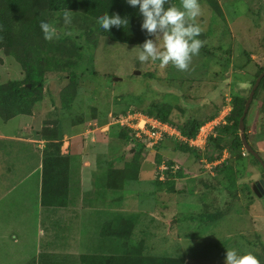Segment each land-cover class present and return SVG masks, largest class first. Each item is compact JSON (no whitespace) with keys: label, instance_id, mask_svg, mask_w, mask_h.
<instances>
[{"label":"rangeland","instance_id":"374dc122","mask_svg":"<svg viewBox=\"0 0 264 264\" xmlns=\"http://www.w3.org/2000/svg\"><path fill=\"white\" fill-rule=\"evenodd\" d=\"M199 2L201 15L195 22L202 29L198 38L203 46L186 71L171 64L161 67L159 61L141 63L137 59L139 49H134L138 45L129 44L132 36L126 39L128 43L117 42L97 34L90 27L91 21L82 16L65 24L61 13L55 12L48 16L56 32L54 39L35 37L36 47L26 55L20 48V57L0 49V87L17 84L22 93L32 98L27 114L18 115L22 117L9 123H2L0 117V135L9 137L0 139V214L10 216L11 221L4 224L7 228L9 224L12 228L19 225L18 231L7 237L0 235V264H37L34 252L38 232L47 227L54 233L56 248L45 257L74 255L77 260L68 263L66 258H59L49 262L44 258L40 264H171L172 260L177 264H224L225 248L232 242L224 243L229 234L233 240L238 234L242 238L241 244L239 240L233 248L241 253L252 252L260 263L264 262L260 260L264 258V205L247 189L264 179V173L261 164L241 146L239 130L213 134L210 143L208 139L202 145L208 150V163L224 159L222 164L208 167L197 151L183 157L177 149L183 144L178 141L168 140L156 148L136 145L125 131L128 126L123 128L118 122L123 118L125 125L135 124L150 113L158 117L157 107H162L167 122L179 130L194 121L212 123L224 116L228 123L225 125L234 127L238 108L246 104L264 66V0H216L221 13L207 0ZM170 3L179 6L180 0ZM13 14L17 17L13 19L22 20L25 13L16 6ZM23 23L32 27L28 19ZM26 85L32 91L25 92ZM35 113L32 122L29 117ZM245 123L248 142L264 161L263 88L255 96ZM92 134L95 138L104 136L111 148L89 153L93 167L105 165L111 151L115 156L113 165L120 168L114 177L123 182L126 191L117 196L107 193L109 175L104 168L105 184L95 187L97 198L92 191L86 196V210L80 220V224L85 223L80 225L75 214L70 215L72 207L82 206L76 200L79 194L74 181L81 157L72 153L67 204L55 207L53 219L46 225L45 220H40L34 185L38 177L34 175L26 181V176L43 162L47 142L61 138L62 154L67 155L68 147L69 153L74 150L69 143ZM74 135L79 137L70 142L69 137ZM11 138L30 139L34 144ZM173 155L177 160H172ZM161 167L166 170L161 171ZM162 175L164 181L160 180ZM173 180L175 190L169 192L167 184ZM232 181L236 186L228 187ZM120 196L128 199L123 214H112L107 205ZM249 211L261 221L260 231L251 236L247 232L244 239L246 231L241 229L250 224L243 215ZM196 212L214 213L215 223L224 218L217 223L222 232L213 231L212 225L205 226L204 222L196 227L198 218H190ZM119 218L120 229L127 225L128 230L125 236H115L120 241L117 249L112 239H104L103 235L110 230L108 235L114 237V224ZM198 239L206 240L209 246L197 244ZM17 240L12 247L11 241ZM77 246L81 248L77 250ZM66 247H75L76 253L64 255ZM123 257L130 261H118Z\"/></svg>","mask_w":264,"mask_h":264},{"label":"trees","instance_id":"16d2710c","mask_svg":"<svg viewBox=\"0 0 264 264\" xmlns=\"http://www.w3.org/2000/svg\"><path fill=\"white\" fill-rule=\"evenodd\" d=\"M207 1L216 12L221 13L220 6L216 0ZM16 6H19L26 14H23L22 20L13 19L17 18L13 14ZM67 10L73 13V15H71L72 19L82 16L85 19L90 20V27L94 28L97 34H105L117 42L128 43L127 40H129L130 36H132L129 44L131 43L132 45H141L146 38H149L147 33L141 30L140 25L142 16L138 11V7H131L126 3V0H0V49H5L7 53L18 57H20V54L17 51L21 52L20 48L24 49L25 55L26 53H31L32 47H36L35 37L44 38V35L39 28L40 22H48V16L51 12L61 13L60 15L63 17V13ZM105 12H108L110 15L118 14L121 18L127 19L128 23L124 24L123 27L113 26L109 32H106L100 28L99 23L97 22V17L104 14ZM78 14L80 16H76ZM27 19L29 20V24L32 25L31 28L23 23V21L26 22ZM134 36H137V38L133 42ZM263 71L264 66L259 70L257 78ZM39 82V84H42V80ZM260 88L264 89V78L262 79L260 86L256 91V95ZM24 90L25 92L32 91L28 85H26ZM27 95L28 93H22V90L17 84H11L9 87H0V117L2 119V123L9 122L15 118V116L27 114L26 108H29V104L32 103V98L28 97ZM234 100L236 103L239 102L238 98H235ZM67 107L71 108V105H68ZM157 108V112L160 113L158 117L152 116L151 113L147 116L155 117L164 123H168L167 119L165 118V111L162 109V107ZM244 108L245 105L243 104H241V106L238 108V114L235 115L234 127H227L228 125L218 127L215 129L214 134H223V132L233 130L234 128L239 130V121L243 115ZM15 110L19 111L13 114ZM205 124H207V122H191L189 125L185 126L183 130L180 129L181 134L187 139H195L200 129ZM128 130L126 129L125 131L128 133ZM213 136L214 135H211L209 137L208 144L210 143ZM60 139L61 138H57L47 142L43 153L44 159L42 162L43 174L41 204L44 207H65L67 204V197L69 194L70 155H72L73 151H71L68 155L62 154V145ZM182 144L183 145L180 147H177L178 150L182 151L183 153H196V150L191 148L188 144ZM240 144L241 146L243 145L241 139ZM253 158L259 163L255 157ZM138 165L136 167L139 170L140 165ZM127 166L128 165H126V169L128 168ZM118 171L120 170H111L109 172L108 187L110 189L122 190L124 188L123 182L121 180L115 179L114 177V174H119ZM262 171L264 173L263 168ZM167 185V190L169 192H173L175 190L174 180L168 181ZM235 186L236 184L234 181L228 183V187L233 188ZM247 189L249 192H251V188L249 186H247ZM190 218H199L206 225L214 223L217 220L216 215H208L207 212L191 215ZM120 220L121 218H119V220H117V222L114 224V237L108 235L110 234V230L108 229L107 230L109 233H105V235H103L104 239H108V237L111 238L113 245H116L115 247L117 249L119 248L120 241L115 236H125V231L128 230L127 225L120 229ZM260 260L263 262L264 258L261 257ZM118 261L125 263L126 261L130 260H128L126 257H123L122 259H118ZM160 263H162V261H160ZM171 264H177V262L172 260ZM260 264H264V262Z\"/></svg>","mask_w":264,"mask_h":264},{"label":"clouds","instance_id":"9594fccd","mask_svg":"<svg viewBox=\"0 0 264 264\" xmlns=\"http://www.w3.org/2000/svg\"><path fill=\"white\" fill-rule=\"evenodd\" d=\"M126 3L138 7L142 16L141 30L149 37L134 48L139 49L137 59L141 63L159 61L161 67L171 64L177 70H188L192 58L203 46V41L198 38L202 29L195 22L201 15L199 0H180L179 6L170 0H126ZM71 14L69 10L63 13L65 24L71 23ZM97 22L106 32L113 26L123 27L128 23L118 14L108 12L98 16ZM39 28L46 40L55 38V29L49 22L41 21ZM224 264H260V261L252 252L241 253L235 248H227Z\"/></svg>","mask_w":264,"mask_h":264},{"label":"crops","instance_id":"0c3cea01","mask_svg":"<svg viewBox=\"0 0 264 264\" xmlns=\"http://www.w3.org/2000/svg\"><path fill=\"white\" fill-rule=\"evenodd\" d=\"M36 116H37V113L33 114V116L29 117L30 120L32 122H34V120L36 119ZM22 116H17L15 118H13L12 120H10L9 122L15 120V119H18ZM7 122V123H9ZM87 133H83L82 135H86ZM87 136V135H86ZM89 136V135H88ZM79 137V135H74V136H70L69 137V141L71 142V140L75 139ZM3 138H9L7 137L6 135H0V139H3ZM11 140H22V141H25L26 143H29V144H34V141L32 140H27V139H20V138H11ZM70 144H73L74 145V150H73V154L74 155H79L81 158L79 160V162L81 161V166L79 168H76V177H74V181L76 182L77 184V194H79V196L76 198V200H78L77 202L80 203L82 206L80 208H76V207H72L71 210H73L71 212V216H72V213L75 214L74 216V219H79V224H80V220L83 218L82 217V214L85 212L84 208L86 207V204H87V201H86V196L92 191L93 192V197L97 198L98 197V190L95 188V187H99V185L101 186L103 182V178H104V175H103V169H107V173L109 175V172L111 170H117V169H120V168H116V165H113L115 164V156L112 154L111 151H109V157L106 158V164L105 165H98L96 167H93L92 165V162L91 160L88 158V156L90 155L89 153L92 152V151H95L97 148H101L102 150L105 149V148H110V146L108 145L107 141L104 140V136H96L93 137V134L92 136H89V137H85L81 140H78V141H75V142H71L69 143V146ZM43 148V146H41ZM69 147H68V150L66 151V154L68 155L69 154ZM130 151H134V149H130ZM182 154H186L188 155V153H183L181 152ZM70 155V177H71V173H73V170H72V156L74 155ZM183 156V157H186ZM182 157V156H181ZM172 160L175 161L177 160V156L176 155H173L172 157ZM181 161V160H180ZM182 162V161H181ZM115 166V167H114ZM39 174V175H38ZM42 174H43V167H42V162L39 164V166L33 170L30 174H28L25 178L26 181H28L32 176L36 175L38 178H35V189H36V193H37V198H38V204H39V211L41 212V215H40V220L41 221H46V225L47 224V221L51 223V220L53 219V213L52 211L53 210H56L55 207H43L41 206V188H42ZM70 181L72 182V177L70 179ZM105 184V183H104ZM99 189V188H98ZM72 190V187H71V183H70V191ZM107 190H108V194H112L113 196H117V194H122L123 192H125L126 190H113V189H110L108 188V176H107ZM100 191V190H99ZM79 192V193H78ZM122 196H120L116 201H114L115 199H113V201H111L107 206L108 208L111 209V213L112 214H115V215H119V214H123V210H124V206H125V202L128 201V199H121ZM108 198V197H107ZM72 200H73V197H72ZM95 205L98 204V202L94 201ZM106 206V207H107ZM203 207V206H202ZM62 209H65V208H62ZM51 210V211H49ZM109 212V213H110ZM94 213V212H92ZM202 213H205V212H202ZM101 215V212L99 213ZM195 215L196 214H200L198 212L194 213ZM211 214L212 216H214V213H209ZM78 215V216H77ZM7 217L6 220L2 219V217ZM70 216V223H73V218ZM247 218V222H249V227H243L241 230L242 232L246 231V234L244 233L243 235L245 236L244 239L248 236L247 232H249V235H255V234H258L259 231H260V220L256 219L254 216V213L251 211L245 213L243 215V217ZM235 217V216H234ZM233 217V220H235ZM224 218H219V221L217 223H219L221 220H223ZM261 219V217H260ZM83 220V219H82ZM205 220V219H204ZM10 220V216L6 215V214H0V228H3V233H1L0 235H3V238L4 237H7L8 234H11V232H14V231H18V228H19V225L17 226V228H12V224H9L11 225V227L7 228L6 225L4 224H7L9 223ZM198 221L200 222L199 224L196 225V227H201V225H203L201 222V219L198 218ZM236 221V220H235ZM85 222L82 221V223L80 225H84ZM217 223H211V229H213V231L217 232V233H220L222 232V227H219V225ZM89 224V222L87 223ZM206 226V224H204ZM77 226V225H76ZM81 226V227H82ZM12 228V231L8 232V229H11ZM208 228V226H207ZM22 229V228H21ZM81 231V229H80ZM240 230H237V232H239ZM6 232H8L6 234ZM81 233V232H80ZM78 232L79 235H82ZM53 231L52 230H48V227L45 228V230H43L42 228H40L39 232H38V238L36 240V251L34 253H36L35 255L37 256V264H40V261L45 257V254H50L51 252L55 251L54 248H56L55 244H54V240L52 239V236H53ZM215 234V233H214ZM233 236L231 234H229V238L226 239V241L224 243H229V240L232 241L228 246L227 248H233L234 246H236L240 240V244H241V236L238 234L236 239H232ZM232 239V240H231ZM196 240V239H195ZM194 240V241H195ZM18 244V240H17V243H12L11 241V245H13L12 247H15V245ZM19 244H21L19 242ZM197 244H201V245H208V242L205 240V241H201L198 239V242ZM81 248L80 246H77V250H79V248ZM216 250L217 249H220L219 246H215ZM214 248V247H213ZM227 248H225V250L227 251ZM238 249V248H236ZM61 252V250H60ZM76 253V248L73 247V248H69V247H66V251H65V254L64 255H67V254H75ZM53 254V253H51ZM60 254V253H58ZM52 256V255H51ZM59 258H66L68 263L71 262V261H74L76 262L77 260V257L72 255V256H62V255H56V256H53L51 258L47 257L45 259V261H49V262H52L54 260H57ZM65 259V260H66Z\"/></svg>","mask_w":264,"mask_h":264},{"label":"built area","instance_id":"2783aa9c","mask_svg":"<svg viewBox=\"0 0 264 264\" xmlns=\"http://www.w3.org/2000/svg\"><path fill=\"white\" fill-rule=\"evenodd\" d=\"M127 118L131 119L130 116H128ZM225 118L226 117L224 116V118L221 117L220 119L212 121V123L209 122L210 124H213L212 127H209V123H207L208 125L205 124L200 129L195 139H187L183 137L181 131L177 127L168 123H164L155 117H147V119H142L135 124L125 125V120L123 118L118 122L123 128L128 126V133L132 136L131 141L136 145L143 144L148 148H155L160 143L168 140L185 143L188 144L191 148L195 149L201 155V157H203L208 167H210L212 165L217 166L218 163L222 164V162H224V159H221V161H217L216 163H208L206 145L204 147H202V145H204L205 142L208 141L209 137L214 134L216 128L226 124ZM160 170H166V168L161 167ZM160 180H165L164 175L160 177Z\"/></svg>","mask_w":264,"mask_h":264},{"label":"water","instance_id":"95a60500","mask_svg":"<svg viewBox=\"0 0 264 264\" xmlns=\"http://www.w3.org/2000/svg\"><path fill=\"white\" fill-rule=\"evenodd\" d=\"M136 74L140 75V72H136ZM264 78V71L261 73V75L257 78L254 86L252 87V90L250 92L249 98L245 104V108L243 111V115L240 118L239 121V131H240V138L241 141L243 143L244 148L246 149V151L252 155L253 157H255L259 163L261 164L263 170H264V161L263 159L260 157V155L258 154L257 151H255L253 149V147L250 145V143L248 142L247 139V135H246V117L249 113V110L251 108V105L254 101L255 95H256V91L258 90L260 83L262 81V79ZM251 190L253 191V193L262 200V203L264 205V179H260L259 181L255 182L254 184L251 185Z\"/></svg>","mask_w":264,"mask_h":264},{"label":"flooded vegetation","instance_id":"af4514ba","mask_svg":"<svg viewBox=\"0 0 264 264\" xmlns=\"http://www.w3.org/2000/svg\"><path fill=\"white\" fill-rule=\"evenodd\" d=\"M262 201V200H261ZM263 204V203H262Z\"/></svg>","mask_w":264,"mask_h":264}]
</instances>
